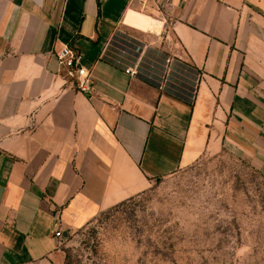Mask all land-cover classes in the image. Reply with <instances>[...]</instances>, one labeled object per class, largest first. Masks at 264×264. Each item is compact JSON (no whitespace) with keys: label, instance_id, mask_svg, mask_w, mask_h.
Masks as SVG:
<instances>
[{"label":"crops","instance_id":"obj_1","mask_svg":"<svg viewBox=\"0 0 264 264\" xmlns=\"http://www.w3.org/2000/svg\"><path fill=\"white\" fill-rule=\"evenodd\" d=\"M122 35L149 73L162 55L199 71L193 103L118 66ZM223 148L264 174V0H0V264H59V227Z\"/></svg>","mask_w":264,"mask_h":264},{"label":"rangeland","instance_id":"obj_2","mask_svg":"<svg viewBox=\"0 0 264 264\" xmlns=\"http://www.w3.org/2000/svg\"><path fill=\"white\" fill-rule=\"evenodd\" d=\"M59 264H264V174L207 153L72 229Z\"/></svg>","mask_w":264,"mask_h":264},{"label":"built area","instance_id":"obj_3","mask_svg":"<svg viewBox=\"0 0 264 264\" xmlns=\"http://www.w3.org/2000/svg\"><path fill=\"white\" fill-rule=\"evenodd\" d=\"M118 39H121V37H118ZM141 46H142L141 44H138L137 46L133 45V47H135L136 50L132 51V49L127 48L126 45L125 47L126 49H128L129 53L137 54V56H131L125 54L128 53L125 52L124 55L131 58V60L116 56L114 60L115 63L131 76L144 79L145 81L153 83L155 86H158L162 90L172 93L173 95L179 97L180 99L193 103L195 98L197 83L200 77L199 71L187 65L183 66L182 68L179 66L180 62H178L176 59L170 60L169 57H166V55L165 56L162 55V58L159 60L160 61L159 67L161 69L155 70L154 74L151 72L149 73L146 70H144L140 64L139 65L136 64L138 57L140 56L139 51L142 48ZM148 49L150 50V48ZM56 54L58 61L62 66V68L64 69L66 75L70 78H73L76 81L78 90L83 93H90L92 91L91 72L83 67L81 63L82 55L76 49L72 48L69 45H63L62 48L59 51H57ZM167 69H169V73H174L176 69L179 70L181 73H183L182 76L179 75L181 78L180 80L175 79V82H178V84H174L170 80L171 78L170 75L167 77V79H165V73ZM54 236L57 239L58 244H60L66 238L64 236V232L61 227H59L55 231Z\"/></svg>","mask_w":264,"mask_h":264},{"label":"water","instance_id":"obj_4","mask_svg":"<svg viewBox=\"0 0 264 264\" xmlns=\"http://www.w3.org/2000/svg\"><path fill=\"white\" fill-rule=\"evenodd\" d=\"M122 38H124L125 40H123V39H118V38H115V41L113 42V44L115 45V46H117L118 47V49H119V53H121V54H123V53H125V52H129L128 51V49H126V47H125V45H126V43H125V41L126 40H129L127 37H125V36H121ZM123 40V41H122ZM117 41H119L120 43H117ZM128 45V44H127ZM153 52V54H156V52H154V51H152ZM132 55L133 56H137V54H134V53H132ZM151 56V54H147V57H150ZM144 60L147 62V63H149V60L148 59H146V58H144ZM178 78V80H180L181 78H180V76L178 75L177 76ZM64 236L67 238L68 236H69V231H66L65 233H64Z\"/></svg>","mask_w":264,"mask_h":264},{"label":"trees","instance_id":"obj_5","mask_svg":"<svg viewBox=\"0 0 264 264\" xmlns=\"http://www.w3.org/2000/svg\"><path fill=\"white\" fill-rule=\"evenodd\" d=\"M155 52V51H154ZM158 54V53H157ZM159 55V54H158ZM180 65V67H182L183 68V66H185V64H182V63H179ZM182 65V66H181ZM129 200H131V199H129ZM128 201V200H127ZM126 201H124V202H122V203H120V204H118V205H116L115 207H113V208H116V207H118V206H120V205H122V204H124ZM112 209V208H111Z\"/></svg>","mask_w":264,"mask_h":264}]
</instances>
